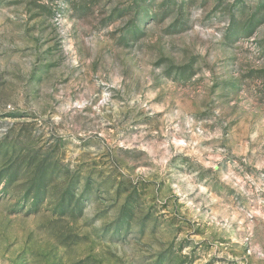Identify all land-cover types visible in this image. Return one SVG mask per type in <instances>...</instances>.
Masks as SVG:
<instances>
[{
	"label": "rangeland",
	"instance_id": "obj_1",
	"mask_svg": "<svg viewBox=\"0 0 264 264\" xmlns=\"http://www.w3.org/2000/svg\"><path fill=\"white\" fill-rule=\"evenodd\" d=\"M0 264H264V0H0Z\"/></svg>",
	"mask_w": 264,
	"mask_h": 264
}]
</instances>
